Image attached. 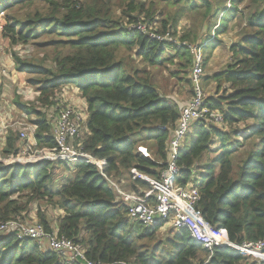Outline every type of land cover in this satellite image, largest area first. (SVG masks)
I'll use <instances>...</instances> for the list:
<instances>
[{
    "label": "trees",
    "instance_id": "trees-1",
    "mask_svg": "<svg viewBox=\"0 0 264 264\" xmlns=\"http://www.w3.org/2000/svg\"><path fill=\"white\" fill-rule=\"evenodd\" d=\"M108 1L0 0V10L5 11L35 2H43L46 7L25 19H6L2 33L12 46L28 45L42 37L59 39L66 52L56 57L54 70L25 63L15 56L17 68L23 74L27 71L31 74L32 70L43 76L30 81L38 87L39 101L45 106L65 86L79 90L88 106L83 150L104 162V174L108 177L127 175L128 189L139 194L140 188L150 190L151 185L137 179L131 170L136 168L148 177L160 179L167 167L168 144L172 129L180 119L181 105L164 99L151 79L141 77L146 76L145 71H129L119 52L137 47V54L149 66L174 65L177 70L172 73L176 76L181 70L192 69L194 56L187 45L160 42L128 27L140 22L139 16H133L139 12L149 19L148 29L153 30L155 15L144 3L128 0L127 12H124L127 19L123 21L111 15L106 8ZM156 1L177 8L173 15L160 10L161 30H153L157 34L172 32L177 37L179 21L192 13L200 15L196 26L206 23L201 26L206 34L203 38L197 29L196 32L183 30L180 37L182 44L201 45L204 66L222 44L220 36L227 33L230 21L242 19L243 37L229 48V65L205 78L215 82L218 90L216 96L208 97L206 105L225 113V124L230 130L217 126L207 129L196 124L179 152L177 164L182 173L178 183L185 187L193 182L198 187L201 200L197 209L212 226L225 229L231 243L264 240V0H234L232 10H226L225 0ZM154 6L153 3L152 9ZM218 22L220 27L213 37V28ZM187 84L192 86L190 79ZM24 102V99H15L17 107L28 118L38 115L36 121L29 118L36 126L37 146L55 148L53 127L46 115ZM240 125H245L244 137L236 129ZM242 138H253L254 143L247 156L237 161L236 155L244 146L240 142ZM19 141L20 134L12 133L6 138V147L1 153L5 161L19 157ZM149 142L152 158L137 152L139 144ZM207 157L205 171L198 176L197 166ZM57 172H63L60 181L56 178ZM116 180L124 188V181ZM26 193L56 203L64 212L58 227H51L44 218L41 223L47 231L57 229L60 236L81 244L90 261L249 264L248 257L232 248L215 247L210 251L196 243L188 229H172L171 237L158 241L162 225L146 229L140 223L130 222L129 207L119 201L99 167L85 161L7 166L0 163V223L22 213L24 208L15 205L13 199ZM0 264L68 263L57 253L44 251L35 241L20 242L6 236L0 238Z\"/></svg>",
    "mask_w": 264,
    "mask_h": 264
},
{
    "label": "built area",
    "instance_id": "built-area-1",
    "mask_svg": "<svg viewBox=\"0 0 264 264\" xmlns=\"http://www.w3.org/2000/svg\"><path fill=\"white\" fill-rule=\"evenodd\" d=\"M225 1L226 10H232L234 8V0ZM0 16L1 18L4 17V11L0 12ZM219 27L220 22L213 28V37L216 36V31ZM129 28H134L160 42H171L178 46L187 45L194 56L190 75L193 96L181 106L180 119L175 128L172 129V137L168 144L169 159L167 167L162 171L159 180L138 173L136 168L131 170L133 176L151 185L150 191L139 194L136 192L132 194L125 193L120 181L104 174V162L97 160L83 150L82 123L84 121V129L86 130L88 116L85 115V112L75 111L72 107L62 109L55 121H50L53 132H55V148H42V150H37L35 154L29 155V157H26L25 154L32 153L33 147L37 145L35 138L36 126L25 121L19 123L22 149L19 157L15 160L12 159V162L38 164L44 161L70 163L85 161L91 163L99 167L118 198L122 199L129 207L128 218L130 222L140 223L146 229L159 225H162L161 227L171 225V228L175 231L188 229L193 240L210 251L215 247L232 248L249 259H254L255 262L264 264V240L243 242L241 244L231 243L228 239L227 231L212 226L197 209V205L201 200L198 187L193 182L185 187L180 186L178 183V178L182 173L181 168L177 164L179 152L185 145L187 135L196 128V124L200 123L207 129L211 126L219 128H225L226 126L225 113L219 110H212L206 105L208 96L204 89L205 57L203 48H201L200 44H182L180 39L178 38L177 40L172 32L157 34L147 29L148 26L147 28L142 26L140 22L135 26L131 25ZM3 30L4 26L0 25L1 34ZM9 76V71L0 65V102L3 97V89L6 86V79ZM18 93L20 92L18 91ZM33 138L34 141H32ZM28 142L33 143L27 145ZM144 156L151 158L149 155ZM1 235H4L3 237L12 236L20 242L35 241L39 243L41 249L57 253L68 264H75L79 261L85 264H107L88 260L81 244L65 236H60L57 229L52 232L47 231L42 223H23L16 220L5 221L0 223ZM43 241L47 243V247L42 245ZM114 264L135 263L120 262ZM206 264H209V262Z\"/></svg>",
    "mask_w": 264,
    "mask_h": 264
},
{
    "label": "rangeland",
    "instance_id": "rangeland-1",
    "mask_svg": "<svg viewBox=\"0 0 264 264\" xmlns=\"http://www.w3.org/2000/svg\"><path fill=\"white\" fill-rule=\"evenodd\" d=\"M83 2H86V0H83ZM138 4L144 3L147 9H150L151 12H154V24L151 25V28L154 31H160L161 30V22L162 17L160 16V10L163 9L167 14L173 15L177 8L175 7H167L161 4H158L156 0H137ZM154 3V7L152 9V5ZM129 4L128 0H109L107 7L110 10L111 15L116 19L126 20L124 12H127V5ZM45 4L43 2H35L33 4H26V5H20V6H13L9 10H0V12L4 11V17L1 18L0 16V25L4 26L6 23V19L9 18H16V19H25L26 17L33 15L37 11L44 10ZM198 15V16H197ZM133 16H139L140 23H142V26L147 28V24L149 23V19L145 16V14L140 15L139 12H136L133 14ZM199 14L192 13L188 14L185 18H182L179 21L178 25V38L180 39L183 30H190L195 31L197 29V32H200V36L203 38L206 34L201 26H205L206 23H202L200 26H196V24L199 23ZM219 23V22H218ZM127 24V22H126ZM130 27V26H128ZM196 27V28H195ZM201 28V30H200ZM148 29V28H147ZM150 30V29H149ZM151 30V31H153ZM220 39H225V36L221 35ZM59 39H54L50 37H42L40 39H35L32 41L31 44L23 45L18 44L16 46H12L9 39L5 38L3 33H0V54H4V57L7 60V64H13L15 66V79L16 82L14 83V96L16 99L21 98L24 99V103L31 105L34 107V109L38 112L45 114L48 121H55V119L59 116V112L63 109H66L68 107H72L75 109V111H81L82 113L85 112V115L88 116L87 110L88 106L85 102V100L81 97L80 92L77 88L73 86H65L63 87L59 92H57L49 101L48 105L45 106L40 100V93L38 92V87L36 85L31 84L32 79H43L40 74L36 73L35 71L31 70V74L28 73H20L19 67L17 68V65L15 63V56L19 58L21 61L29 64H35L40 65L48 70H54L56 68V57L62 53L66 52L65 47L62 46L61 43H58ZM204 54V52H203ZM119 58H123L125 60V63L127 65V69L129 71L134 70H140L145 71L146 76H141L143 78H149L152 80V84H154L157 89L160 92V95L171 102H177L178 105L185 104L186 101H188L191 96L193 95L192 86L187 84V79H190L191 71L192 69L189 68L188 70H181L179 76H176L172 72L177 70L176 66L174 65H166L158 68H153L149 66L141 56L137 54V47L133 50H121L119 52ZM231 61V60H230ZM230 61L227 63V65L222 69L216 68L210 66L209 69H205V76L207 75V70H209V75L213 73L214 70L222 71L226 69V67L229 65ZM177 62V60L175 61ZM185 63V62H183ZM11 65V67L13 66ZM206 67V66H205ZM9 68V75L12 74V70ZM184 72H187V75H184ZM8 78V77H7ZM11 81L6 79V85L10 84ZM227 86L224 85L223 89H225ZM204 89L206 92V95L208 97L216 96L218 93L217 91V84L213 81H207L204 79ZM222 89V90H223ZM18 91L20 93H18ZM222 91H220L221 93ZM27 96V99H26ZM30 120L36 121L38 119L37 114H33L29 117ZM83 129H82V138L85 139V136L87 134L86 130L84 129V121H83ZM251 124V123H249ZM245 125H240L237 127V130L242 131V136L244 137L247 133L244 129ZM225 131L230 130L229 126H225ZM54 133L52 131V135L54 137ZM138 135V134H137ZM135 136V139L137 137ZM143 137V135L139 136ZM34 141V138L33 140ZM244 145L238 154L236 155V160L240 161L241 159H244L249 150L251 149L254 139L249 138L248 140H245L242 138L240 141ZM33 143V142H32ZM31 142H28L27 145L32 144ZM26 145V144H25ZM150 142L145 144H139L137 148V152L139 154L149 155L151 158V150L149 148ZM42 150V148L35 145L33 147L32 153L25 154L26 157H29V155L35 154L36 151ZM205 161H208V157L203 159L201 161V164L197 166L199 171L196 174L200 176V173L205 171ZM14 163H20L22 165L26 163L21 162H12L4 163V166L14 164ZM71 164V163H70ZM75 164V163H72ZM140 173V172H138ZM63 172L61 174L57 172V180H61ZM142 174V173H140ZM144 175V174H143ZM116 179H122L124 181V192L128 194L135 193L132 190L128 189L127 184L129 182H126L128 180V176L125 175L122 178H116ZM150 190H144L140 188V192H148ZM120 202H122V199L118 198ZM17 204V206H22L24 210L20 215L13 216L9 220H16L17 222H23V223H41V219L44 218L48 224H50L51 227L57 228L58 224L61 220V218L64 215V212L61 211L58 206H56L55 202H50L48 199H36L31 196V194H23L21 198H14L13 199ZM7 220V221H9ZM171 225H166L165 227H161L158 232V241L164 242L169 237L173 235ZM4 235H1L3 237ZM39 245V243H37ZM42 245L44 247H47V243L45 241L42 242ZM249 264H255L254 259L248 260Z\"/></svg>",
    "mask_w": 264,
    "mask_h": 264
},
{
    "label": "crops",
    "instance_id": "crops-1",
    "mask_svg": "<svg viewBox=\"0 0 264 264\" xmlns=\"http://www.w3.org/2000/svg\"><path fill=\"white\" fill-rule=\"evenodd\" d=\"M245 8V7H244ZM244 10V9H243ZM243 22L241 17L237 19L234 18L228 24V31L225 35V39L222 40V44L213 52L212 57L205 65V69H209L210 66L221 68L227 65L230 61V53L229 48L241 42L243 37ZM0 65L9 70L8 66L10 65V69L12 70V74L8 77L7 80L11 81V83L5 86L3 89V97L0 102V163H9L12 161L11 159L5 161L3 156L1 155L2 151L6 147V138L10 136V134H20L19 123L25 121L30 123L28 115L23 113L15 104V96H14V83L16 82L15 79V66L13 64H7V60L4 57V54H0ZM11 65H13L11 67ZM223 67V68H224ZM218 70V69H217ZM214 70L211 75H209V70H207V75L204 79L208 76H213L214 74L220 72ZM31 124V123H30ZM18 147L22 149V142L19 141Z\"/></svg>",
    "mask_w": 264,
    "mask_h": 264
},
{
    "label": "bare ground",
    "instance_id": "bare-ground-1",
    "mask_svg": "<svg viewBox=\"0 0 264 264\" xmlns=\"http://www.w3.org/2000/svg\"><path fill=\"white\" fill-rule=\"evenodd\" d=\"M226 13V12H225Z\"/></svg>",
    "mask_w": 264,
    "mask_h": 264
}]
</instances>
